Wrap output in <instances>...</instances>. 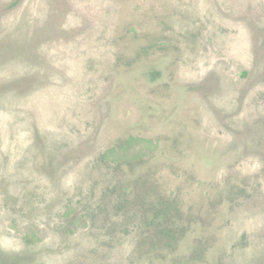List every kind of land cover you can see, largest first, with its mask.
<instances>
[{
    "label": "rangeland",
    "instance_id": "obj_1",
    "mask_svg": "<svg viewBox=\"0 0 264 264\" xmlns=\"http://www.w3.org/2000/svg\"><path fill=\"white\" fill-rule=\"evenodd\" d=\"M0 264H264V0H0Z\"/></svg>",
    "mask_w": 264,
    "mask_h": 264
},
{
    "label": "trees",
    "instance_id": "obj_2",
    "mask_svg": "<svg viewBox=\"0 0 264 264\" xmlns=\"http://www.w3.org/2000/svg\"><path fill=\"white\" fill-rule=\"evenodd\" d=\"M142 145V147L148 148L150 154L154 153L158 149V143L151 139H140L135 137H130L126 144L121 149L112 148L103 154L106 161L117 162V161H132L135 156L131 157L129 154V149L136 146ZM141 153L137 156L139 157Z\"/></svg>",
    "mask_w": 264,
    "mask_h": 264
}]
</instances>
